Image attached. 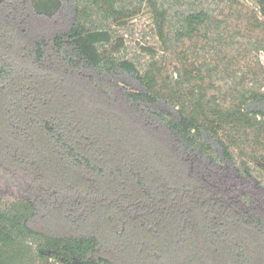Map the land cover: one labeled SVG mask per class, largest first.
Segmentation results:
<instances>
[{"label":"trees","instance_id":"1","mask_svg":"<svg viewBox=\"0 0 264 264\" xmlns=\"http://www.w3.org/2000/svg\"><path fill=\"white\" fill-rule=\"evenodd\" d=\"M250 1L255 58L236 77L184 47L225 30L217 6L236 0H0V264H264V0ZM142 5L161 48L145 63L116 34ZM22 172L29 186L5 192Z\"/></svg>","mask_w":264,"mask_h":264},{"label":"rangeland","instance_id":"2","mask_svg":"<svg viewBox=\"0 0 264 264\" xmlns=\"http://www.w3.org/2000/svg\"><path fill=\"white\" fill-rule=\"evenodd\" d=\"M236 1L237 2L234 4L229 5L227 2H224L218 4L219 6H217L218 8L216 11H221L219 13L222 14H217L215 18L219 22V26H222L223 22L225 21V30L219 27L217 31H211L206 37L184 41V47L197 50V56H191V62H203L205 59L207 64H211L210 67L216 65L219 71L226 64L229 73L232 72L236 77H239L243 73H247V69L253 67L254 63L255 53L244 52L243 48L245 50L246 46H248V40L245 37L247 35L246 24L248 17L255 13L256 8L250 0ZM236 17L238 19H236ZM219 31L224 34L222 36L223 39L225 37V32L227 35H236L237 42L243 45L239 46L241 49L238 47L239 49L233 50L224 47V45L220 46V44L217 43L218 40L216 38L220 36ZM116 34L118 38L117 44L120 48V54L124 57L138 58L141 63H145L148 59V56L143 51V49L146 47H151L159 53L157 58L160 59L161 48L155 35L152 14L147 6L142 5L140 7L139 13L134 18L127 21L123 27L116 29ZM237 53H240V55H235ZM230 54L236 57L231 62ZM174 55L167 53L165 61L166 65L171 63V65H177L175 60L176 57ZM257 55L261 65L264 67V54L260 52ZM214 82L217 84V86L222 84L217 80ZM29 175L25 174L24 172L16 173L11 180L9 179L10 185L8 183H4L2 184V189H4L5 192L8 191L12 195L21 194L25 188L29 186ZM261 180L264 182V175L261 177Z\"/></svg>","mask_w":264,"mask_h":264}]
</instances>
